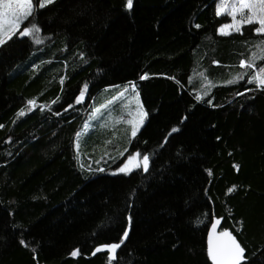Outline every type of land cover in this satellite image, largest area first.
Segmentation results:
<instances>
[{"label":"trees","instance_id":"16d2710c","mask_svg":"<svg viewBox=\"0 0 264 264\" xmlns=\"http://www.w3.org/2000/svg\"><path fill=\"white\" fill-rule=\"evenodd\" d=\"M219 3L56 0L21 25L40 43L0 46V264H109L95 248L125 230L111 264H214L216 221L242 264H264V87L249 82L264 34H221ZM126 83L147 114L131 143L112 110L77 150L93 106ZM138 151L147 172L115 169Z\"/></svg>","mask_w":264,"mask_h":264},{"label":"snow or ice","instance_id":"6c2138e0","mask_svg":"<svg viewBox=\"0 0 264 264\" xmlns=\"http://www.w3.org/2000/svg\"><path fill=\"white\" fill-rule=\"evenodd\" d=\"M56 0H0V46H4L8 41L12 40L14 36L25 37V36H35L40 29L36 24H31V27H23L20 30L21 25L24 21H28L30 17H34L37 8H45L48 5L54 4ZM133 5V0H126V7L131 9ZM227 14L232 17V23L229 25H224L219 30L221 34H229L228 30H233L240 32L243 25L258 24L259 26L255 28V32L258 34H264V0H220V3L217 6V15ZM239 16V18H237ZM200 27V25H196ZM39 38L36 39V43H40ZM258 47L261 48V52H264V41L260 42ZM257 58V54L253 53L252 61H241L240 66L242 68L255 67L254 60ZM264 59V56L260 57ZM147 76L141 77V79H146ZM255 81L258 87H264V67H261L253 76H251L249 82ZM63 83V80H61ZM228 83H233V80H229ZM134 89L135 85H131ZM87 90V85L84 86V89L81 91L80 95L77 97L76 102L80 103L85 95ZM128 91L126 87L123 92L119 93V96H123L125 92ZM119 96L113 97V99H119ZM59 97H57V100ZM200 99V97H197ZM56 101H53L55 103ZM34 101H28L29 105H34ZM109 104L112 101L108 102ZM69 107H72L69 105ZM107 104L101 105L100 108H97L95 111L99 113L102 108H106ZM142 109V106H141ZM19 116H24L25 113L23 110L18 114ZM146 113L140 112V119L138 121L129 120L128 123L132 125L131 135L136 136L139 126L143 124L144 117ZM3 127V125H0ZM178 129L173 128L172 132H176ZM171 133H169L170 135ZM82 133H77L79 137ZM167 139V138H166ZM111 143V141H109ZM79 147V144H77ZM127 151V149H125ZM123 155V153H121ZM141 154L139 152L132 154L128 157L122 167L117 171L120 173H131L135 169L143 168L144 172L149 170V155L145 154L140 158ZM99 171H104L103 168ZM233 188L229 189V192L234 190ZM219 221L213 224V234L209 238V252L214 264H242L245 260V249L241 244L236 240L235 236L231 232L224 231L219 233V236L215 234L216 225ZM128 231L125 230L122 238L119 243H112L108 245H102L95 248L93 254H96L101 251H109V264L112 260L117 258V249L124 244L125 240L128 238ZM23 243V241H22ZM79 250H75L71 255H78Z\"/></svg>","mask_w":264,"mask_h":264},{"label":"rangeland","instance_id":"374dc122","mask_svg":"<svg viewBox=\"0 0 264 264\" xmlns=\"http://www.w3.org/2000/svg\"><path fill=\"white\" fill-rule=\"evenodd\" d=\"M31 37L36 41V39H37L36 36H31ZM117 86L118 85L111 86L110 88L117 87ZM126 87L128 88V91L125 92V94L123 96H119V93L123 92ZM116 94H117V96H119V99H115L114 100L113 98H111V99H106L105 98L104 100L99 101L96 105L93 106V108L95 106L96 107L94 109L92 108L93 112L91 110V112H92L91 117L88 118V120L85 122L83 128L79 132V133H82V135H80L79 137L77 136V140H76V143H75V148L77 150H79V148H80V147H77V144L80 145L81 140L83 138L91 135V133L97 128H93L92 130H88V129L90 127H96L97 125L105 126L106 125L105 121L108 119L107 114H109L112 110L122 111L124 113L123 116L118 118L119 119L118 122H120L122 119H125L127 122L129 120L138 121L140 119L141 110H142L143 113H145L144 110L141 109L140 105L136 101V100H138L139 103H140L138 94H135V88L133 89L131 87V83H126V84H123L122 86H120V89L116 91ZM128 94H131L132 96H130ZM83 99H84V97H83ZM83 99H82V101H84ZM109 101H112V103L109 104L108 103ZM104 104H107V107L106 108H102L101 111L99 113H97L95 110L97 108H100L101 105H104ZM118 104H120L121 107H119ZM34 105H35V103H34ZM34 105H31V106H34ZM140 126H139V128H140ZM126 128H127V129H125L126 130V135H127V137H129V141H130L129 144H130L131 143V138L133 137L131 135L132 125L130 124V126H128ZM133 151H137V150H133ZM143 155H145V153L141 154V156H140L141 159H142ZM147 155H149V154H147ZM128 157L123 162L121 161L119 164H117L115 166V169H119L120 167H122L123 164L125 163V161L128 159ZM140 169H143V168L141 167ZM219 233H221V232H219ZM219 233L215 231V234L217 236H219ZM109 255H110V253H109Z\"/></svg>","mask_w":264,"mask_h":264},{"label":"water","instance_id":"95a60500","mask_svg":"<svg viewBox=\"0 0 264 264\" xmlns=\"http://www.w3.org/2000/svg\"><path fill=\"white\" fill-rule=\"evenodd\" d=\"M209 246H210V244H209Z\"/></svg>","mask_w":264,"mask_h":264}]
</instances>
